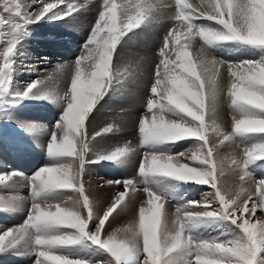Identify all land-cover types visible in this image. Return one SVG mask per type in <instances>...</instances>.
I'll return each mask as SVG.
<instances>
[{
	"label": "snow or ice",
	"instance_id": "6c2138e0",
	"mask_svg": "<svg viewBox=\"0 0 264 264\" xmlns=\"http://www.w3.org/2000/svg\"><path fill=\"white\" fill-rule=\"evenodd\" d=\"M33 3L40 5L38 10L30 11L32 4L23 0H0V43L5 45L0 52V97L11 85L12 57L27 26L45 19L65 20L85 7L74 0ZM100 7L72 66L69 88L62 94L49 88L54 78L50 75L17 93L21 99L56 104L61 116L46 144L49 162L28 178L32 198L28 215L19 226L0 231V253L23 243L27 254H35V264H90L64 251L87 240L110 257L95 264H264V176L257 179L251 171L255 162L264 160V141L244 147L242 159L231 158L229 167L240 182L234 193L222 189L224 160L216 158L225 142L240 144L238 137L264 135V0H201L198 6L174 0L171 13L165 11L173 7L171 3L151 0H124L121 4L102 0ZM166 19L173 24L158 50L160 60L138 124L139 146L144 149L139 180L108 181L122 185L123 190L98 214L84 186L87 166L125 158L130 161L137 149L125 145L97 151L95 159H88L97 137L115 131L109 125L90 137L89 117L110 91L126 83L127 70L110 71L123 38L128 33L137 35L134 30L142 26L151 30ZM197 37L200 43L193 56ZM235 44L247 45L259 54L235 62L214 56L213 49ZM66 67L59 65L56 72L63 74ZM26 69L34 70L33 66ZM223 69L229 77L226 88L221 81ZM222 99H227L233 113L230 132L217 120ZM209 128L218 138L216 144L209 142ZM24 130L32 132L29 127ZM186 140L193 144L190 155L173 154L171 146ZM22 176L15 171L0 174V185L9 186L14 177ZM161 177L208 185L214 195L208 193L200 201L177 206L175 219L169 223L164 203L171 197L148 179ZM140 185L147 199L138 208V219L107 232L106 223L128 207L129 192L135 194ZM68 190L75 196L60 195ZM4 208L3 201L0 210ZM211 225L219 228L217 235L193 238L191 230Z\"/></svg>",
	"mask_w": 264,
	"mask_h": 264
},
{
	"label": "rangeland",
	"instance_id": "374dc122",
	"mask_svg": "<svg viewBox=\"0 0 264 264\" xmlns=\"http://www.w3.org/2000/svg\"><path fill=\"white\" fill-rule=\"evenodd\" d=\"M95 1L97 0L86 2L84 5L86 7H89L90 5L92 6ZM23 2L25 4H32V8L29 9L30 11L38 10L40 6L39 4L33 3V0H23ZM45 2H48V0H45ZM99 11L95 13V18L98 17ZM95 21L96 19H94L93 25L95 24ZM47 22H49V25H46ZM51 22L52 21L49 20H42L38 23H33L27 26V34H24L20 39L16 53L14 57H12V59L15 60V72L12 75L11 85L8 91L0 97V174L13 171L23 174L22 177H14L13 181L9 182L11 184L9 186L0 185V207H2L3 201L6 205V208L0 210V231L19 226L26 219L32 204L28 178L32 177L38 169L42 168L49 162L46 153V144L50 138V132L52 131L53 126L61 116V108L56 104L42 99H21L17 93H22L33 81H36L37 79L45 80L50 75L54 78L49 83L48 87L61 94L66 91L70 86L72 66H74L76 58L80 55L82 45L91 31L90 28H92H85L82 31L83 34L80 29L76 30V32L73 33L75 34L74 37L73 35H69L71 37H56L53 31L54 28H59V31L61 32L65 31V27L63 26L64 22ZM45 26H48L49 28ZM171 26L172 25L168 26L164 32H161L159 25L155 27L158 28L156 30L158 33L160 32L161 35L156 36L158 44L153 46V49L150 50L156 57L157 64L160 60L158 50L163 45V37L167 34V31ZM155 28L151 29L150 32L148 30L140 31L142 28H137L134 30L137 35L133 36L132 33H128V35L123 38L117 48L110 71L114 73L117 69L120 71L127 70L129 75L126 78V83L119 87L115 92L110 91L109 94L100 101L96 106V110L93 111L89 117L87 127L90 137L109 125H111L115 131L109 135L97 137L96 141L91 145L92 151L88 153V159H95V153L97 151H112L116 147H123L125 145L137 149L135 155L132 156L130 161L125 158L117 163L104 161L87 166L83 176L84 186L90 199L92 198L95 202L96 212L101 215L111 204L114 195L118 191L123 190L122 185L109 184L108 181H122L125 179L139 180L138 168L144 149L139 146L140 137L138 124L146 107L157 64L156 62L154 63L153 68L148 74L147 82L143 87L145 99L141 100V104H138L135 110L131 112L130 107H120V105L125 103V97L123 96L125 85L128 88L133 85L135 68V65L131 64L130 60L124 59L125 55L123 49H125V45L128 43H131L134 46L142 44ZM129 37H131V39H129ZM58 38L60 40H67L69 43L71 42V46H69L71 51L69 53L67 52L68 54L61 55L58 53L59 51L57 50L59 49L60 51H63L61 50L62 47L58 44L60 42ZM232 47L228 45L227 49L224 50H221L222 48H215V50L213 49V54L218 59L234 62L255 59L259 54L256 49H249L245 45L235 44L232 45ZM244 47L247 49H244ZM4 48L5 45L0 43V52H2ZM59 65L67 66L66 71L63 74L56 72L57 66ZM27 66H33L34 70L26 69ZM222 72H224L223 76L225 78L226 88L229 77L226 69ZM139 73L142 74V72ZM114 99L118 100V105L114 104ZM232 115L233 113L228 107L227 99H222L218 107L217 120L227 132L231 131ZM206 122H208L207 117ZM25 127L31 128L32 132H26L24 130ZM207 135L211 144H216L218 142V138L210 128L207 129ZM237 139L240 144L225 142V144L220 146L216 152L217 160H224V175L221 177L222 189L231 190L233 193L238 188L233 186V182L231 178H229L230 175L236 174L232 167H229L231 158L235 157L237 159H242L243 148L248 147L253 143L264 141V135H250L247 137H238ZM192 147V141L186 140L172 145L171 151L173 154L185 152L190 155L189 149ZM37 149L38 151L36 154L38 155V158L36 161L38 165L36 162L33 164L28 163L32 158L31 155ZM26 159L28 160L27 163ZM262 164H264V160L257 161L251 166V171L256 175L257 179L264 176V173H261L264 170V165ZM148 179L150 183L157 184L164 190L167 196L171 197V199L164 203V211L167 219L169 214L175 219L177 206L188 201H200L202 200L203 195L208 193L214 195L215 191L208 185L200 186L194 183L178 182L166 177L156 178L155 180H153V178ZM142 187L143 185H140L141 190H138L135 194L131 191L129 192V196L126 198L128 204L126 209L129 211L125 209L126 211L118 210L117 213H114L113 217L110 218V221L106 223L107 232H111L117 227L121 228L119 226L121 222L128 225L132 220L134 222L138 219V208L144 204L147 199L146 194L142 191ZM98 191L101 193H98ZM60 195L75 196V193L68 190ZM98 196H100V198ZM132 198L133 200H131ZM211 198L212 196L210 195L209 199ZM98 203L102 206L98 205ZM121 212H123L124 215ZM260 215L261 212L258 209L257 216ZM252 219L255 220L256 217H253ZM218 232L219 228H217L216 225L203 226L191 230L194 239H209L210 237L217 235ZM64 251L70 256H77L88 260L90 264H95L96 261L100 260H110L107 253L103 252V250L96 246L91 245L87 240L82 241L76 246L67 248ZM35 259L36 257L34 253L27 254V249L24 247L23 243L5 253H0V264H35ZM128 264H133V262H128Z\"/></svg>",
	"mask_w": 264,
	"mask_h": 264
},
{
	"label": "bare ground",
	"instance_id": "6f19581e",
	"mask_svg": "<svg viewBox=\"0 0 264 264\" xmlns=\"http://www.w3.org/2000/svg\"><path fill=\"white\" fill-rule=\"evenodd\" d=\"M92 1H94V0H74V2L80 3V4H85L86 2H92ZM123 2H124V0H117L118 4H121ZM151 2H153V3H157V2H159V3H171L174 6V0H151ZM188 3L190 5H192V6H198L201 3V0H188ZM101 4H102V0L101 1L97 0V1L94 2V4L92 6L91 5L89 7L85 6L79 13L74 14L73 17H69V18H67L65 20L52 21L51 23L64 22L63 26L65 27L64 28L65 31L61 32V31H59L60 30L59 28H56V27L54 28L53 31H54L56 37H61V36L71 37L69 35H73V37H74L75 34H73V33L76 32V30L80 29L81 33H82V31L85 28L92 27L93 26V21H94V19H96L95 18V13L101 9V7H100ZM173 8L174 7H172L171 9L165 10L166 13L173 12L174 11ZM45 20H47V19H45ZM172 22L173 21L166 19L162 24H160L159 25V29L161 30V32L162 31L164 32V30H166L168 28V26L172 25L173 24ZM118 23H119V15H118ZM46 25H49V22H47ZM45 27H48V26H45ZM141 28H140L141 29L140 31H143V30L145 31L143 26ZM156 29H158V28H155L154 30H152L153 32L151 31L152 34L150 33L148 35L147 39L145 40V42H143L142 44H138L137 46H134L133 44L128 43V44L125 45V49H123V51H124L123 53L125 55L124 59L130 60L131 64L135 65V68H134L133 85L130 88H128L125 85V89L123 91V96L125 97V100H124L125 103L123 105H120V107H128V108L130 107L131 108V112H133L135 110V108L138 106V104H141V100L145 99L143 87L145 86V84L147 82L148 74L150 73L151 69L153 68L154 63L156 62V64H157L156 57L153 55V53L150 50V49H153V46H156L158 44V40H157L156 36L161 35L160 32L158 33ZM148 31L150 32V30H148ZM85 33H87V32H85ZM145 38H146V36H145ZM70 39H72V38H70ZM61 41H63V42H61ZM199 43H200V41H199V38L197 37L193 41L192 54H195L194 49ZM58 44L62 47L61 50H63V51H60V49L57 50V51H59L58 52L59 54L66 55L67 52L69 53L71 51L69 49L70 48L69 46H71V42L69 43V42H67V40H60V42ZM227 46L228 45H223V46H219L217 48H222L221 50H224V49H227ZM229 46L232 47V45H229ZM244 49H247V48L244 47ZM139 72H142V74H140ZM223 73L224 72H222L221 81H222L223 85L225 86V78L223 76ZM114 104L118 105V100L114 99ZM37 151H38V149L35 150L33 152V154L31 155V157L35 158L36 160L38 158V155L36 154ZM262 165H264V164H262ZM261 173H264V170ZM229 178H231V180L233 182L232 183L233 186L238 188L239 183H240L239 180H238V175L237 174L230 175ZM245 187L249 188V187H252V186L250 184H245ZM100 191H102V190H100ZM100 191H98V193H101ZM98 197L100 198V196H98ZM103 198H104V195H103ZM131 200H133V198ZM96 201H97V199H96ZM101 204H102V202H101ZM101 204L98 203V205H101ZM129 209H130V207H129ZM126 210H128V209H126ZM121 213H123V212H121ZM127 214L130 215L129 213H127ZM123 215H124V213H123ZM169 215H168V219L167 220L169 221V223H171V221L174 219V217H172L171 215L169 217ZM130 216H132V215H130ZM125 217H127V216H125ZM130 223H133V220ZM119 226L121 228H123L126 225L121 222V224ZM111 227H113V226H111ZM115 229H119V228L117 227Z\"/></svg>",
	"mask_w": 264,
	"mask_h": 264
}]
</instances>
